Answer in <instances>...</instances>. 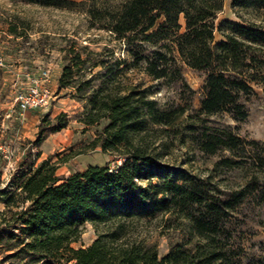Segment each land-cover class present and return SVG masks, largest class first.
I'll use <instances>...</instances> for the list:
<instances>
[{"label": "trees", "instance_id": "obj_1", "mask_svg": "<svg viewBox=\"0 0 264 264\" xmlns=\"http://www.w3.org/2000/svg\"><path fill=\"white\" fill-rule=\"evenodd\" d=\"M11 1L55 8L83 6L91 24L108 31L115 40H125L127 45L159 44V51L136 58L131 65L137 67L143 61L144 71L154 80L186 86L180 63L206 71L199 108L187 116L190 122L196 118L201 123L202 117L223 113L243 121L247 111L241 99L254 94L255 87L264 93V0H231L237 21L224 20L218 26L215 19L225 0ZM215 32L221 36L217 43ZM85 63L86 58L73 53L62 69L58 88H75L74 77ZM118 72L90 91L81 122L93 126L107 121L92 147L121 163L88 166L65 177L56 175V163L44 160L16 173L0 188V243L4 251L11 252L8 258L19 264H223L225 254L217 245L214 222L219 207L205 202L206 195L197 182L186 180L185 175L175 180L148 141L151 126H170L184 116L189 101L161 109L136 86L117 79ZM84 83L90 85L88 80ZM75 90L80 99L85 98L83 89ZM193 94L190 90V96ZM56 122L51 131L66 127L64 115ZM191 130V140L206 154L221 149L234 155L242 142L228 131L214 135L204 129L194 135L196 129ZM249 144L259 146L256 141ZM257 158L264 167V147ZM223 163L229 168L239 165L229 158ZM172 206H179L182 212L189 206L203 207L208 216L202 220L186 215L197 243L171 248L159 257L155 247L133 237L131 225L135 220L169 213ZM86 224L95 229L96 236L88 246L74 248Z\"/></svg>", "mask_w": 264, "mask_h": 264}, {"label": "rangeland", "instance_id": "obj_2", "mask_svg": "<svg viewBox=\"0 0 264 264\" xmlns=\"http://www.w3.org/2000/svg\"><path fill=\"white\" fill-rule=\"evenodd\" d=\"M72 1L83 3L86 0ZM224 20L237 21L231 0H225L215 25ZM180 24L183 29L182 18ZM220 40L221 36L215 32L214 43ZM154 51H159V44L133 42L127 45L125 40H115L108 31L91 24L83 6L55 8L0 0V188L16 173L44 160L56 163V175L65 177L88 166L113 167L121 163L99 147H92L107 121L93 126L81 122L90 91L108 82L118 69L117 79L125 85L136 86L161 109L170 110L189 101L184 116L170 126H151L148 135L151 148H155L159 162L170 169L175 180L185 175L186 180L197 182L206 195L205 202L219 207L214 222L218 229L217 245L225 254L223 264L227 261L264 264V167L257 158L264 147V93L255 87L254 94L241 99L247 111L243 121H234L223 113L202 117L201 123L195 118L194 124L187 116L199 108L206 71L180 63L186 85L183 87L180 83L152 79L144 71L143 61L137 67L131 66L136 58L148 57ZM73 53L86 58L73 80L75 88L83 89L84 99L78 97L75 88H58L62 69ZM96 63L101 66L93 67ZM42 71L49 73L48 90L53 99L43 109L20 113L15 96L26 91L33 79L41 78ZM86 80L90 85L84 83ZM59 115L65 116L66 127L51 131L58 124ZM191 129H196L194 135L204 129L214 135L228 131L238 135L242 142L234 155L221 149L215 154H206L191 140L194 137ZM36 140H39L37 144ZM250 141H256L259 146L250 145ZM226 158L239 165L227 167L223 163ZM179 183L182 184L180 180ZM186 215L202 220L208 216L203 207L189 206L182 212L179 206H172L169 213L133 221V237L155 247L159 257L180 245L190 247L198 238ZM95 236V229L86 224L80 242L72 246H88ZM10 254L0 243V264H19L8 258Z\"/></svg>", "mask_w": 264, "mask_h": 264}, {"label": "built area", "instance_id": "obj_3", "mask_svg": "<svg viewBox=\"0 0 264 264\" xmlns=\"http://www.w3.org/2000/svg\"><path fill=\"white\" fill-rule=\"evenodd\" d=\"M49 73L47 71L41 72V78H35L31 81L26 91L18 93L14 102L17 110L24 113L29 110L43 109L49 106L53 99L48 90Z\"/></svg>", "mask_w": 264, "mask_h": 264}]
</instances>
